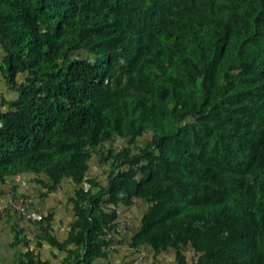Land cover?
I'll return each mask as SVG.
<instances>
[{
  "label": "trees",
  "instance_id": "1",
  "mask_svg": "<svg viewBox=\"0 0 264 264\" xmlns=\"http://www.w3.org/2000/svg\"><path fill=\"white\" fill-rule=\"evenodd\" d=\"M0 82V185L68 183L75 218L9 213L12 264H104L136 206L132 256L264 264V0H0Z\"/></svg>",
  "mask_w": 264,
  "mask_h": 264
},
{
  "label": "crops",
  "instance_id": "2",
  "mask_svg": "<svg viewBox=\"0 0 264 264\" xmlns=\"http://www.w3.org/2000/svg\"><path fill=\"white\" fill-rule=\"evenodd\" d=\"M37 180L44 181L45 177L38 179L34 174L24 173L6 180L0 185V205L6 204L14 194L31 197L33 200L31 212L35 216V220L39 221L51 215L53 236L59 241H65L69 227L75 221L72 207L69 204L73 190L68 183H64L55 194L43 198L41 195L44 194V191L38 185ZM138 216L137 206L133 210L121 209L119 211L116 222L120 224L121 239L124 244L118 250H115V253L112 252L104 264H177L173 251L162 253L156 257L150 251H141L145 255L141 262L138 260L140 253L137 256L128 253L129 250L125 248L126 243L138 233L140 228ZM16 221L17 218L14 214H10L8 218L0 219V264H12L15 256L20 252H24L22 248H14L12 245V227ZM20 226L27 239L32 242L30 244L31 250H34L35 243L33 241L37 235L35 228L27 222H22ZM40 252L43 258L58 263L56 259H53L56 252L47 245H44ZM58 259L62 260L63 256Z\"/></svg>",
  "mask_w": 264,
  "mask_h": 264
},
{
  "label": "built area",
  "instance_id": "3",
  "mask_svg": "<svg viewBox=\"0 0 264 264\" xmlns=\"http://www.w3.org/2000/svg\"><path fill=\"white\" fill-rule=\"evenodd\" d=\"M33 200L31 197L22 195V194H14L10 200L3 205H0V219L5 218L9 213H15L21 219L26 221H35V216L32 214ZM115 236L113 234H108L107 239L112 241V246L109 247V250L119 249V244L115 242ZM129 250L127 247H125ZM145 255L144 253H140L138 256V260L143 261Z\"/></svg>",
  "mask_w": 264,
  "mask_h": 264
},
{
  "label": "rangeland",
  "instance_id": "4",
  "mask_svg": "<svg viewBox=\"0 0 264 264\" xmlns=\"http://www.w3.org/2000/svg\"><path fill=\"white\" fill-rule=\"evenodd\" d=\"M6 88V86L4 84H2V82H0V93ZM101 174H103V170H101L100 172Z\"/></svg>",
  "mask_w": 264,
  "mask_h": 264
},
{
  "label": "clouds",
  "instance_id": "5",
  "mask_svg": "<svg viewBox=\"0 0 264 264\" xmlns=\"http://www.w3.org/2000/svg\"><path fill=\"white\" fill-rule=\"evenodd\" d=\"M127 247V246H126ZM120 248V247H119ZM128 248V247H127ZM116 250H118V249H116Z\"/></svg>",
  "mask_w": 264,
  "mask_h": 264
}]
</instances>
